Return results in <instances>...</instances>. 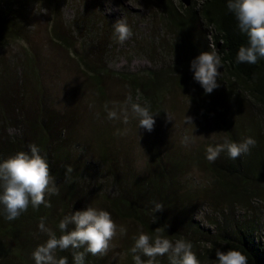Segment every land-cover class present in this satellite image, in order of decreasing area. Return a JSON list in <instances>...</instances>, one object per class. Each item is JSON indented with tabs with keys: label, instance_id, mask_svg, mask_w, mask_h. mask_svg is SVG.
Wrapping results in <instances>:
<instances>
[{
	"label": "trees",
	"instance_id": "1",
	"mask_svg": "<svg viewBox=\"0 0 264 264\" xmlns=\"http://www.w3.org/2000/svg\"><path fill=\"white\" fill-rule=\"evenodd\" d=\"M28 1L0 0V42H4L5 36L13 38L22 35L25 28L23 10ZM143 1L148 5L154 4L161 11L164 34L170 38L160 43L161 47L166 48L165 53L170 55L167 61L159 68H147L142 72L124 75L108 71L99 52H96V58L91 63L82 54L75 52L84 68L95 74L104 71L120 78L130 89L128 94L133 100L139 101L142 106L145 102L150 103L153 113L163 114L168 107H165V103L176 94L187 92L196 116L211 124L203 126V130L207 129L210 133L214 127L219 131V136L223 130L226 139L235 143L251 137L256 141L255 146L236 160L229 159L226 152H221L215 162H209L206 158L207 148L221 143L213 139L212 128L211 136L202 135L206 139L198 149L186 153L183 163L155 139L145 144L148 157L142 173L135 174L128 167L129 154L121 153L118 149L108 151L100 148L97 152L99 162L83 159L80 167L79 163H72L74 156L68 147L67 136L71 123L66 122L65 118L70 119L72 115L66 116L67 112L65 115L55 109L44 91L32 96L34 108H28L22 100L24 72L20 65L19 74L13 79L12 92L6 85L0 86V98L6 100L8 108L3 114L11 120L10 124L18 127L19 132H7L9 125L0 111V160L18 151L29 152L28 146L35 144L48 162L59 194L45 196L50 207L41 204L38 209H34L29 205L26 212L12 221L6 219L3 206L0 205V264H35L33 251L48 239L47 234L38 229L41 218H45L46 226L59 236L58 224L65 216L73 213L70 203L74 197L77 206L82 207L80 210H84L85 204L76 191L87 187V184L98 195L92 194L94 203L101 210L124 221L129 220L136 226V238L141 233L155 237L159 230L173 242L186 239L192 243V251L200 264H217V249H236L248 258V264H264V244L255 234V228L249 224L236 223L232 217L227 220L224 217L228 216L229 211V216H232L235 202L245 200L254 203L264 195V59L255 64L236 63L237 51L240 46L247 45V37L240 32L234 14L228 11L227 0H203L202 4L199 0H191L188 6L180 0ZM55 11L51 21V35L59 43L73 47L72 34L58 17L59 10ZM202 51H216L222 61L217 78L219 87L210 94L204 93L200 84L193 79L190 69V61ZM94 79L98 82L97 78ZM94 83L93 86L97 84ZM95 87L97 89L98 84ZM243 108L250 113L247 123L233 115L235 110L240 113ZM180 145L187 147L178 141L177 150L181 148ZM95 163L101 166L98 173H104L116 185L115 194L102 192L98 185L86 181L83 170L92 167V164L96 166ZM192 165L212 175L209 188H205L203 193H208L213 201L222 199L227 204L217 211L219 217L214 222V232L195 219L196 201L193 194L183 191V176L188 170L186 167ZM69 167L72 169L70 172L67 171ZM63 193H66L68 202L61 205L62 199L59 197ZM254 197L257 198L253 200ZM156 203L162 204L164 208L153 213ZM152 214L158 217L155 223L151 222ZM134 241L135 238H132L124 245V261L127 264H134L133 253L130 251ZM74 251L83 249H69L65 252L58 250L56 255L66 256L69 264H74ZM141 258L144 261L148 259L144 256ZM97 262L96 256L85 254L84 264ZM156 264H169L168 256L157 257Z\"/></svg>",
	"mask_w": 264,
	"mask_h": 264
},
{
	"label": "rangeland",
	"instance_id": "2",
	"mask_svg": "<svg viewBox=\"0 0 264 264\" xmlns=\"http://www.w3.org/2000/svg\"><path fill=\"white\" fill-rule=\"evenodd\" d=\"M57 9L60 12L58 17L72 34L73 47L59 43L51 35V21ZM23 11L25 28L22 35L13 38L5 36L4 42H0V86L6 85L12 92L13 79L19 74L18 69L22 65L24 83L21 94L24 95L22 100L26 102V106L33 109L32 96L44 91L55 109L64 114L67 112L66 116L72 115L70 119L65 118L66 122L71 123L67 137L68 147L74 156L72 163H79L82 167L83 159L99 162L97 152L100 148L108 151L118 149L121 153L129 154L128 167L136 174L142 173L146 167L148 153L145 144L151 140H158L183 163L186 153L198 149L203 140L211 136L212 128L214 140L223 143L226 139L223 130L221 136L214 127L210 133L207 129L203 130V126L211 124L196 116V110L187 92L178 93L172 96L170 103H165V107H168L163 114L154 116L155 124L151 132L138 127V120L131 116L130 109L127 124L123 123L122 119L107 118L104 105L108 104L109 108H112L113 104L124 105L131 91L124 81L111 76L109 72L95 74L86 70L75 52L82 54L89 63L96 58V52H99L108 71L124 75L142 72L147 68H159L170 56L165 53L166 48L161 47L160 43L170 38L164 34L161 11L154 4L148 5L143 0H29ZM119 19L126 21L133 33L124 44L117 43L114 36L113 24ZM94 78H97L98 82ZM93 81L98 84L97 89V84ZM204 101L206 102V99ZM6 104V100L0 98V111L9 125L7 132L19 133L18 127L10 124L11 120L3 114L8 109ZM247 108L252 110L251 107ZM234 112V117L247 123L250 113L246 108L240 113L238 110ZM168 115L172 119H169ZM185 116L191 117L193 124L185 123ZM195 121L198 123L195 124ZM185 137L188 138L187 144L184 142ZM178 141L187 147L180 145L181 148L178 146L177 150ZM91 166L83 170L86 173V181L98 185L102 192L115 194L116 185L113 181L104 173H98L101 166ZM197 167H186L188 170L186 177L183 176V191L193 194L196 201L195 219L214 232V222L219 217L217 211L227 204L222 199L213 201L214 199L208 197V193H203L205 188H209L212 175ZM76 193L86 207L101 210L93 201L92 194L97 197L98 195L91 185L87 184V187L78 189ZM263 197L264 195H261V199ZM59 198L62 199L61 205L68 202L66 193L61 194ZM261 199L255 200L254 203L245 200L235 202L232 216H229V211L228 216L224 217L226 220L232 217L236 223L249 224L255 228V234L264 244V200ZM70 204L72 212L82 209L77 206L76 197ZM111 217L117 226V234L110 242L107 254L96 256L97 264H127L124 261V245L136 238V226L128 222L129 220ZM224 217L222 216V221ZM120 227L126 229L125 235L120 234Z\"/></svg>",
	"mask_w": 264,
	"mask_h": 264
},
{
	"label": "clouds",
	"instance_id": "3",
	"mask_svg": "<svg viewBox=\"0 0 264 264\" xmlns=\"http://www.w3.org/2000/svg\"><path fill=\"white\" fill-rule=\"evenodd\" d=\"M202 4L203 0H199ZM227 9L233 13L241 33L247 37V45L240 46L236 54V63L255 64L264 59V0H227ZM114 36L117 43L124 44L132 36V29L123 19L113 24ZM222 67L220 55L216 51H202L190 61L193 79L200 84L204 93L210 94L219 87L217 78ZM107 118L129 122V109L131 116L138 120V127L148 132L153 130L158 114L151 111V105L145 102L142 106L128 95L124 105L113 104L109 108L104 105ZM119 109V110H118ZM169 119H172L168 115ZM185 123H192V118L185 116ZM184 142L187 144L188 138ZM256 141L246 137L241 143L230 142L227 139L214 147L206 150L209 162H215L221 152H226L229 159L236 160L241 154H246L254 147ZM29 152L18 151L7 159L0 160V205L7 220L12 221L28 210L29 205L38 209L41 204L50 207L45 196L58 195L54 178L49 169L45 156L40 154L35 144L28 146ZM71 167L67 171H71ZM164 206L156 203L153 213L162 211ZM158 217L151 216L155 223ZM45 218H41L38 229L46 233L48 239L33 251L32 257L35 264H69L66 256H57L56 253L69 249H83L74 251V264H84L85 254L103 256L110 248V242L117 234V226L111 214L106 210H98L87 206L84 210H77L65 216L58 224L60 235L48 228ZM69 225L73 227L69 228ZM121 235L126 234V229L120 227ZM192 243L186 239H177L175 242L165 238L157 230L155 237L141 233L135 238L134 246L130 249L133 253L134 264H156L157 257L168 256L169 264H200L196 254L192 251ZM147 257L144 261L141 257ZM217 264H248V258L239 250L228 249L215 251Z\"/></svg>",
	"mask_w": 264,
	"mask_h": 264
},
{
	"label": "water",
	"instance_id": "4",
	"mask_svg": "<svg viewBox=\"0 0 264 264\" xmlns=\"http://www.w3.org/2000/svg\"><path fill=\"white\" fill-rule=\"evenodd\" d=\"M185 6H188L191 3V0H180Z\"/></svg>",
	"mask_w": 264,
	"mask_h": 264
}]
</instances>
